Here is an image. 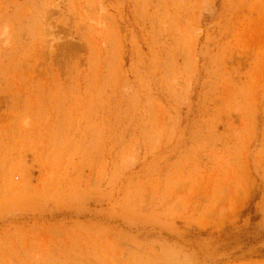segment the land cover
<instances>
[{
    "label": "rangeland",
    "instance_id": "374dc122",
    "mask_svg": "<svg viewBox=\"0 0 264 264\" xmlns=\"http://www.w3.org/2000/svg\"><path fill=\"white\" fill-rule=\"evenodd\" d=\"M0 264H264V0H0Z\"/></svg>",
    "mask_w": 264,
    "mask_h": 264
}]
</instances>
